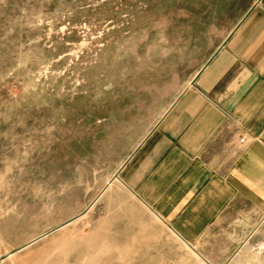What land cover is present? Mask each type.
<instances>
[{"label":"rangeland","instance_id":"obj_1","mask_svg":"<svg viewBox=\"0 0 264 264\" xmlns=\"http://www.w3.org/2000/svg\"><path fill=\"white\" fill-rule=\"evenodd\" d=\"M209 1L0 0V264H203L110 181L95 145L114 135L98 102L149 77ZM236 218L212 232L233 233ZM252 234L231 262L209 263L264 264V221Z\"/></svg>","mask_w":264,"mask_h":264},{"label":"crops","instance_id":"obj_2","mask_svg":"<svg viewBox=\"0 0 264 264\" xmlns=\"http://www.w3.org/2000/svg\"><path fill=\"white\" fill-rule=\"evenodd\" d=\"M193 18L149 77L98 102L114 135L95 155L210 264L234 258L264 221V0H210ZM235 216L233 233L212 232Z\"/></svg>","mask_w":264,"mask_h":264},{"label":"built area","instance_id":"obj_3","mask_svg":"<svg viewBox=\"0 0 264 264\" xmlns=\"http://www.w3.org/2000/svg\"><path fill=\"white\" fill-rule=\"evenodd\" d=\"M241 140L244 142V141L246 140V138H245V137H243Z\"/></svg>","mask_w":264,"mask_h":264}]
</instances>
